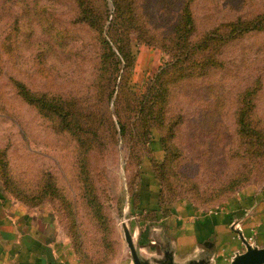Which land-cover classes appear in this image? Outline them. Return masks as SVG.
<instances>
[{
    "label": "rangeland",
    "instance_id": "rangeland-1",
    "mask_svg": "<svg viewBox=\"0 0 264 264\" xmlns=\"http://www.w3.org/2000/svg\"><path fill=\"white\" fill-rule=\"evenodd\" d=\"M25 1L0 0V149L6 147L12 179L27 195L40 190L48 178L43 173H49L56 188L75 203L77 217L71 211L64 213L59 198L40 201L19 195L1 175L0 195L11 207L16 206L15 200L30 212L42 213L30 219L42 220L45 227L53 229L54 221L63 227L66 247L77 257V264H82V254L89 264H132L122 221L131 224L141 203L133 195L129 203V192L138 186L143 157L148 185L157 186L150 160L155 159L163 171L167 210L185 200L215 210L248 189L264 195V156H245L249 146L240 141L236 116L238 95L259 85L255 79L260 75L263 83L253 115L264 127V32L247 33L218 47L215 43L210 50L192 51L187 54L190 60L180 65L186 66L183 72L190 68L193 74L181 80L177 77L181 70H169L166 78L172 83L166 121L172 124L180 117V123L175 136L168 137V159L160 143L161 136L168 135L167 127L154 130L153 136L146 134L142 116L149 111V97L139 100L133 93H148L154 76L175 59V51L164 46L176 34L185 3L189 2L194 16L190 42L195 44L222 21L239 15L253 17L264 9V0H139L146 39L138 41L137 33H129L133 67L122 65L114 72L118 78L110 100L102 95L113 89L105 79L111 70L104 71L100 83L98 30L76 20L81 9L78 1L29 0L28 6ZM86 4L97 14L105 11L103 0ZM108 9L112 19L111 0ZM180 56L186 57L185 53ZM209 57L223 66L210 65L200 74L194 66ZM17 83L36 95L49 94L54 99L51 107L63 116L49 117L37 102L23 97ZM162 162L166 164L163 168ZM88 175L109 220L104 231L91 219L83 199L82 181ZM133 229L137 237L136 225ZM144 233L140 243L146 246L150 238Z\"/></svg>",
    "mask_w": 264,
    "mask_h": 264
},
{
    "label": "trees",
    "instance_id": "trees-1",
    "mask_svg": "<svg viewBox=\"0 0 264 264\" xmlns=\"http://www.w3.org/2000/svg\"><path fill=\"white\" fill-rule=\"evenodd\" d=\"M77 1L81 9L76 17V20L88 22L92 26H95L98 30L97 40L101 44V49L99 52L100 55L97 59L96 65V69L98 71V79L100 80V83H102V80H104V78L102 77L104 71L109 72L108 70L110 69L111 73L107 77L108 79H105L106 83H108L109 85L113 84L112 91L105 93L104 95H102L103 92L100 91L99 94L107 98V100H110L115 92L116 80L118 78L116 74L114 75V72L118 69L120 70L122 65H124V69L133 67L132 57L134 58V56L130 51L132 44L130 43L131 41L128 37L129 33L130 35H132V33H137L138 41L146 39L144 36H142V24L144 23V17L141 14L142 7L139 4V0H111L114 10L113 12H111L113 18L109 19L108 10L110 11V9H108V0H103L105 11H103L101 15L97 14L94 8H92L90 5L87 6L86 2L89 3L90 0ZM25 2L28 6L30 1L26 0ZM175 28L176 34L173 36H169L168 38L170 44L164 46L166 49H169L172 52L175 51L173 52L175 59L165 63V65L158 72V74L154 76L153 80L151 81L148 93L138 94L136 91H133L134 95L137 94V96H139V100L142 98L141 100L145 101L146 98L149 97V100L147 101L149 104V111L148 113L142 116L144 117L142 121H144L145 123L144 132L148 135L150 134L151 136H153L155 132L154 130L160 128L165 129L164 127H167V129L165 130L167 131L168 135H162L160 139V143L162 144L164 152L166 153L167 159L169 158L167 155V153L169 152V138L175 136V127L178 126L180 123V120H178L180 119V117L175 120V122H173L172 124L167 123L168 120L166 121V114L168 113L167 104L171 96L170 83H172V80L169 81L166 78V75H168L167 73L171 68L174 69V73L181 70L177 76L179 77L178 79L181 80L193 74L190 68L186 72H183L182 70L185 69L186 66H182V64L180 65L182 60H190L188 59V55L190 53L192 54V51H198L203 49L210 50L211 46H213V44L215 43V47H218L220 44L228 42V40L239 38L247 33L264 32V9L255 13L254 16L251 18H244L243 15H239L234 19H227V21H222L219 25L215 26L214 29L207 32L201 38L202 40L199 43L197 42L194 44L190 42V36L195 30V21L193 12L190 8V4L189 2H187L183 6L180 21L178 25L175 26ZM108 34L110 38H107ZM147 42L152 44L149 41ZM114 45H116V47ZM184 53L186 57L182 58L180 55ZM191 62L189 66L193 64ZM210 65L223 66V63H219L213 57H209L204 62L200 61V63L194 67H199L200 74H204L207 72L205 68ZM112 76L113 78H111ZM255 80L256 83L259 85H252L238 95L240 105L236 110L239 138L241 143L249 146V150L245 151V156L249 157L250 159L253 158V156L254 158L264 156V127L263 125L258 123L259 121H256V118L253 115L255 108V98L259 94V89L262 87L263 81L260 75ZM17 86L18 88H21L20 93L27 101L37 102L39 109L43 112H48L47 115L49 117L52 116L51 114H60L63 116L60 111L51 107V102L54 99H51L49 97V94L41 93V95H36L32 93L23 83H17ZM85 101L86 100H84L83 102ZM253 119L254 121L252 122ZM64 120L65 118L62 117V122ZM125 127L126 126L122 124V133H125ZM94 134L97 135L96 131H94ZM236 154L240 156L238 153ZM143 159L139 161V179L143 175L142 165L144 161H146ZM155 161V159L150 160V165L152 166L155 178L160 183V189L158 194L159 202L161 206L163 205L166 209H168L167 204H163V184L165 178L163 176V171L160 170L159 167L157 168L158 164L156 165ZM166 161L167 164L171 163V161L169 160ZM165 162H162L160 164L162 168L165 167ZM0 170V175L4 176L5 182L9 183L12 188H16L19 195L22 193V195H25L27 197V199L33 200V198H37L40 199V201L44 200L45 198H59V202L62 206V210H64V213L66 214L68 213V211H71L72 217H77L75 203L72 202V205L71 200L66 197L67 195L64 193V191H62V189L56 188V184L54 180L50 177L49 173L42 172L44 174L43 176H48L46 181L42 182V188L40 190L37 188V192L34 191V195H27L26 189L22 188L19 183L16 184L17 180L15 182V178L11 175L9 161L7 159L6 147L0 149ZM82 182L83 184H85L83 199L86 205L91 210V219L94 220L96 226H98L102 231H104L105 229L107 230L109 220L106 214L103 212V205L97 198L96 191L93 187V182L89 179V175L88 177H85ZM134 190L135 189H133L132 191ZM71 229L72 228H70V230ZM74 250V252L76 253L77 249L74 248ZM83 256L85 255L82 254V256H80L79 261H81L82 264H89L87 260L83 259Z\"/></svg>",
    "mask_w": 264,
    "mask_h": 264
},
{
    "label": "crops",
    "instance_id": "crops-1",
    "mask_svg": "<svg viewBox=\"0 0 264 264\" xmlns=\"http://www.w3.org/2000/svg\"><path fill=\"white\" fill-rule=\"evenodd\" d=\"M155 180L157 186L152 187L142 175L135 190L129 192V203L132 195L141 201L136 216L130 219L131 225H136L141 236L148 233L150 242L146 247L150 251L170 247L179 259L201 257L211 264H229L235 251L245 249L232 227L234 221L247 239L253 236L251 242L264 246L262 193L242 191L215 210H204L186 200L167 210L159 202L160 183ZM14 202L16 206L11 207L0 195V264H77V257L66 247L68 239L63 227L55 221L53 229L45 227L42 220L30 219L42 213L30 212V208ZM157 242L162 246L156 248Z\"/></svg>",
    "mask_w": 264,
    "mask_h": 264
},
{
    "label": "water",
    "instance_id": "water-1",
    "mask_svg": "<svg viewBox=\"0 0 264 264\" xmlns=\"http://www.w3.org/2000/svg\"><path fill=\"white\" fill-rule=\"evenodd\" d=\"M236 222L232 223V227L238 231L245 249L243 251H235L229 264H264V246H260L256 242H249L242 229L235 227ZM122 225L125 239L131 252L132 264H211L210 260L201 257L179 259L170 247L150 251L140 243L141 232L138 233L137 231L138 234L135 237L133 227L131 224L128 225L124 218Z\"/></svg>",
    "mask_w": 264,
    "mask_h": 264
},
{
    "label": "flooded vegetation",
    "instance_id": "flooded-vegetation-1",
    "mask_svg": "<svg viewBox=\"0 0 264 264\" xmlns=\"http://www.w3.org/2000/svg\"><path fill=\"white\" fill-rule=\"evenodd\" d=\"M148 245H149V244H148ZM161 246H162V243H160V242H157V244H156V246H155V247H156V248H157V247L159 248V247H161Z\"/></svg>",
    "mask_w": 264,
    "mask_h": 264
},
{
    "label": "built area",
    "instance_id": "built-area-1",
    "mask_svg": "<svg viewBox=\"0 0 264 264\" xmlns=\"http://www.w3.org/2000/svg\"><path fill=\"white\" fill-rule=\"evenodd\" d=\"M253 239H254V237H253V236H250V237L248 238V241L251 242V241H253ZM229 262H230V260H229Z\"/></svg>",
    "mask_w": 264,
    "mask_h": 264
}]
</instances>
